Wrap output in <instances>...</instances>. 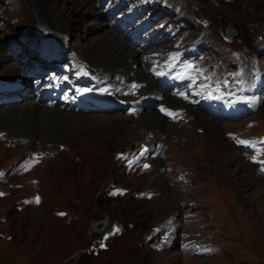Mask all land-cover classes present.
<instances>
[{
  "label": "rangeland",
  "instance_id": "obj_1",
  "mask_svg": "<svg viewBox=\"0 0 264 264\" xmlns=\"http://www.w3.org/2000/svg\"><path fill=\"white\" fill-rule=\"evenodd\" d=\"M30 1L0 0V79L23 70L30 55L36 57L29 48L36 46L37 31ZM35 1L55 23L57 37L44 43L45 48L56 44L69 63L78 58L111 83L146 80L151 92L157 94L143 53L106 24L118 18L105 21V10L99 9L103 2L113 5L111 9L122 1L88 0V6L77 9L68 0H55L56 6L64 9L60 16L51 0ZM126 1L129 9L147 7L163 35L174 29L171 47H199V64L223 69L231 63L232 53L241 51L245 63L258 64L264 74V0L123 3ZM58 19L70 22L67 33H62ZM222 20L238 26L239 34L233 41L222 34ZM107 31L117 47L122 43L118 48L123 52L121 59H113V63L91 59L83 52ZM166 45H161V51ZM40 47L36 49L45 50ZM117 60L121 70H140V76L128 80L113 72L111 66ZM189 61L187 58L183 62L184 69L189 68ZM158 96H163L161 104L168 101L170 108L186 107L176 98ZM27 105L40 114L33 116L25 128L23 121L17 127L0 121V264H264V182L226 136L231 132L264 135V100L251 118L232 124H218L188 108L187 120L177 123L168 122L155 110L142 118L139 113L78 116L58 106L46 108L34 100L21 105L3 104L0 111L11 109L17 114ZM44 110L91 119V126L73 129L65 140L54 141L38 130ZM153 118L155 128L149 130L147 124ZM205 120L221 127V138H208L210 130ZM221 142L228 149L225 154ZM142 143L154 148L163 145L153 168L146 169L145 161L139 166H126L120 153L137 151ZM236 158L242 162L240 169L234 165ZM165 164L187 171L191 185L174 184L175 174L162 172ZM120 187L129 193L111 197L110 189ZM105 214L106 228L95 233L96 221ZM166 238L170 239L165 242ZM190 239L210 244L213 253H181L179 245Z\"/></svg>",
  "mask_w": 264,
  "mask_h": 264
},
{
  "label": "bare ground",
  "instance_id": "obj_2",
  "mask_svg": "<svg viewBox=\"0 0 264 264\" xmlns=\"http://www.w3.org/2000/svg\"><path fill=\"white\" fill-rule=\"evenodd\" d=\"M53 2V7H54V11L57 13V15H62L63 13V10L64 9H60L56 6V1L55 0H51ZM69 3H71L74 7H76L77 9H82L84 8L85 6H88V0H68ZM58 16V17H59ZM62 18V17H61ZM59 20V19H58ZM54 24L53 23V27H52V31L54 34H56V29L54 27ZM59 24H60V27L62 29V33H67L68 30H69V27L71 26L70 22L65 20V19H61L59 20ZM43 31V28L40 26L39 28H37V31L36 32H41L42 33ZM53 35H49L47 36V38L51 39L53 38L52 37ZM114 36L113 37H110L109 34H108V31L107 32H104L102 34H100L98 37H97V40L93 43H91V45H87L85 48H84V51L89 57H91V59H96V60H99V61H107L106 63H110L112 61V63L114 62L113 59H119L123 52H118V48L121 47L122 43L117 47L116 46V43L114 42ZM118 39V38H117ZM138 50V49H137ZM138 51H141V50H138ZM142 52V51H141ZM139 56V54H138ZM121 59V58H120ZM134 59V58H133ZM128 61V60H127ZM97 62V61H96ZM105 63V64H106ZM139 63V62H138ZM120 62L119 60H117L115 62L114 65L111 66V69H113V72L115 73H121V75L123 76V78H126L128 80H132L133 78H137L139 77L140 75V70L139 71H133V73H130V71L128 70H121L122 69V65H119ZM119 66L118 68L116 66ZM129 66V64H128ZM131 66V65H130ZM134 66V65H133ZM136 66V65H135ZM98 67V66H97ZM102 67V66H101ZM105 67V65H104ZM132 67V66H131ZM147 67V66H146ZM14 68V67H13ZM105 69V68H104ZM107 69V68H106ZM145 69V68H143ZM121 70V71H120ZM144 71V70H143ZM142 71V72H143ZM107 72V71H105ZM142 72H141V75H142ZM102 73V72H101ZM109 75V74H107ZM125 75V76H124ZM146 79V78H145ZM143 79V80H145ZM146 81V80H145ZM143 81L142 83H144L146 86L145 88L143 89L142 93H146V94H149V93H152L151 90H150V86L149 84L147 85L146 82ZM132 83V82H131ZM169 97V96H168ZM163 100H164V97L162 96ZM163 100L160 102L163 103ZM168 100V99H167ZM172 100V99H171ZM168 102V101H167ZM166 102V104H168ZM35 103H37L35 101ZM165 103V102H164ZM34 104V103H33ZM169 104H173V103H169ZM21 105V104H20ZM31 105V104H30ZM30 105H27V106H24L23 108H21V110H23V112H18L17 114L16 113H13V111L11 109H1L3 111H0V121H3L5 122L6 124L10 125V126H14V127H17V123L20 122V121H23V128L26 127V123H29V121L31 122L32 120V117H36L38 116V114L40 113H37L38 110H36V108L34 109L33 107H31ZM174 106V105H173ZM177 106V105H176ZM181 106V105H180ZM184 106V104H183ZM37 107V106H36ZM173 108V107H172ZM179 108V107H178ZM20 109V108H19ZM174 109H176L174 107ZM180 109V108H179ZM25 111V112H24ZM41 111V110H40ZM151 110H145L143 112H141L139 114V118H142L145 116V113L147 112H150ZM188 111V110H187ZM29 112V113H28ZM74 114V113H73ZM152 114V113H151ZM40 116V115H39ZM79 116V115H78ZM20 118V119H18ZM196 118V117H195ZM201 118V117H200ZM39 119V118H38ZM41 121H42V124L41 126L38 128V130L40 129V131L42 130L43 131V134H49L52 138V140H56V141H61V140H65L66 136H69L71 134H73V129H89V127L91 126L89 121L91 119H76L74 117H70L68 114L66 113H61L59 112L58 110H44L43 111V114L42 116L40 117ZM149 119V118H148ZM141 120V119H140ZM156 120V119H155ZM153 121H154V118L152 120V122H148L149 124H147V126H149V130L151 128H155L154 125H153ZM158 121V120H156ZM201 121V119L199 120ZM3 122H0V123H3ZM158 123V122H156ZM208 128H209V134H208V138L212 135L213 136V139H219L221 138V134L223 132V130L221 129L220 126H217L215 125L214 123H210L209 121L205 120L204 122ZM19 124V123H18ZM33 124V123H32ZM155 124V123H154ZM146 125V124H145ZM201 126V125H200ZM203 126V125H202ZM5 128V127H4ZM68 128V129H66ZM177 128V127H176ZM199 128V127H198ZM159 129V128H157ZM41 131V132H42ZM75 132V131H74ZM32 133V132H31ZM37 133V132H36ZM195 134V133H194ZM47 136V135H46ZM45 136V137H46ZM36 138V137H35ZM34 138V140H35ZM32 139V138H31ZM211 139V140H213ZM48 140V139H47ZM32 142V141H31ZM196 144V143H195ZM222 142L220 143V146H222ZM200 145L198 144L197 147H199ZM228 149L226 148V146L223 145V149H222V154H225L224 152L227 151ZM236 163L234 165H236V168L237 169H240L241 165H242V162L239 161V158H236ZM160 184V183H159Z\"/></svg>",
  "mask_w": 264,
  "mask_h": 264
},
{
  "label": "water",
  "instance_id": "obj_3",
  "mask_svg": "<svg viewBox=\"0 0 264 264\" xmlns=\"http://www.w3.org/2000/svg\"><path fill=\"white\" fill-rule=\"evenodd\" d=\"M30 4L32 6V9L36 15L37 18V27L39 28L40 26L42 28H44L45 26H50L53 27V21L50 18L49 14L47 13V11H45L38 2H36L35 0H31ZM222 34L224 35V37L228 40V41H232L235 38L238 37V32H239V28L238 26H236L234 23L226 21V20H222ZM52 30H47V29H43L41 35L42 36H51L54 35L53 32H51ZM108 224V218H107V214L104 215L103 219L97 220L95 225H94V232L95 233H99L102 230H104L106 228Z\"/></svg>",
  "mask_w": 264,
  "mask_h": 264
},
{
  "label": "snow or ice",
  "instance_id": "obj_4",
  "mask_svg": "<svg viewBox=\"0 0 264 264\" xmlns=\"http://www.w3.org/2000/svg\"><path fill=\"white\" fill-rule=\"evenodd\" d=\"M147 167V166H146ZM60 215H63V213H61Z\"/></svg>",
  "mask_w": 264,
  "mask_h": 264
}]
</instances>
